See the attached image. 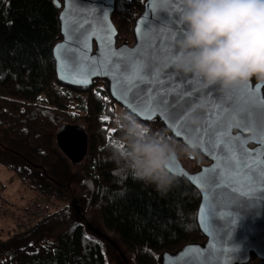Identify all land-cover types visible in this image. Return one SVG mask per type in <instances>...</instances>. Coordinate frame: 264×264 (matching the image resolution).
<instances>
[{"label": "trees", "instance_id": "16d2710c", "mask_svg": "<svg viewBox=\"0 0 264 264\" xmlns=\"http://www.w3.org/2000/svg\"><path fill=\"white\" fill-rule=\"evenodd\" d=\"M58 1L0 0V133L7 134L17 155L7 165L35 194L61 206L12 242L0 244V264H107V240L96 234L92 221L129 264H162L166 254L205 243L197 220L201 195L187 179L175 178L161 192L130 170L118 171L113 155L123 148L122 131L112 121L117 105L107 82L96 80L82 89L59 81L53 53L62 40ZM146 2L116 1L112 21L118 45L134 44L135 24ZM250 81L260 82L255 77ZM143 124L184 146L158 122ZM45 132L61 135L68 149L73 139L85 147L83 161L76 163L83 167L79 197L84 205L64 195L46 172L39 146ZM194 161L192 170L184 165L192 173L201 168L197 154ZM39 234L44 237L30 242Z\"/></svg>", "mask_w": 264, "mask_h": 264}, {"label": "water", "instance_id": "95a60500", "mask_svg": "<svg viewBox=\"0 0 264 264\" xmlns=\"http://www.w3.org/2000/svg\"><path fill=\"white\" fill-rule=\"evenodd\" d=\"M117 0H78L70 3L69 0L57 2L60 9V26L62 40L54 48V58L59 81L70 87L88 89L96 80L105 81L112 100L127 113L135 116L141 123L158 122L165 130L171 134L173 139L181 142L184 146L194 145L195 154L198 155L201 168L192 173L187 170L178 157H172L175 178H185L200 193L201 203L198 211V225L206 238L202 244H188L175 254L163 256L162 264H184L179 261L178 256L186 248H195L203 252L202 260L209 258L211 246L215 242L216 255L219 256L220 264H248L253 259L264 261V204H261V192L253 194L252 199L256 200L255 207H248L244 203L235 204V212L221 209L219 221H214V234L209 235L202 226V216L200 208L204 205V196L211 193L206 192L197 182L189 177L198 176L206 168L212 167L216 161L209 155V132L213 140L220 139L230 143L239 152L241 147L246 148L255 155L257 149L264 147L261 143V133L264 132V106L259 101L264 99V82L254 84L249 82L243 88L222 91L219 85L207 86L198 78L191 74H184L175 69V61L179 54L177 41L183 36L186 25L180 21L183 11L181 0H147L142 16L136 21L134 33L135 42L130 44L128 41L118 45V31L112 21L114 7ZM107 11V16L102 22H98L96 17ZM153 15L161 18L162 23L159 27L163 31L157 30L149 32L144 29L142 20L151 21ZM89 39L87 41L90 51L83 50L81 46L80 55L95 57L100 61L102 55L109 58V66L115 62L117 57L113 56V51L120 53L124 50V55H131L133 50L144 51L149 42H152L155 49H147L144 55L148 57L146 64L153 70L158 79L166 84L174 81L166 91L172 95L169 97L171 103L175 104V110L181 115V119L175 122L168 120L160 113H152L147 109L137 107V101L133 95L140 89L160 88L161 83L153 80L151 83L140 84L138 89L126 92L124 87L118 84L114 78V73L106 70L93 72L88 68V61H84V68L69 67L65 61L66 50L75 45L72 40L79 31L89 28ZM139 30V31H138ZM164 41L165 43H161ZM99 68V64L96 65ZM63 77V78H62ZM151 79V78H150ZM86 80L87 82H77ZM259 90L257 91V86ZM151 116V119L145 118ZM232 118L239 126L229 127L225 120ZM193 120L196 122L193 123ZM197 130V131H194ZM179 131V134L177 132ZM238 138V139H237ZM61 148L72 155L74 163L82 162L84 150L82 142L71 141V149L64 145L63 137L58 136ZM201 142L203 146H201ZM223 148V144L217 146V153ZM78 156V157H77ZM204 161L208 164L203 165ZM224 199L217 200V203H234L228 193H224ZM245 201L249 197L243 198ZM211 223V219L209 218ZM231 221H235L232 224ZM230 232V235H224ZM107 240L113 248L120 254L125 264H129L116 243L112 242L107 236L98 233ZM223 236V240H221ZM226 254L221 255L223 250ZM190 259V257H189ZM199 264V262H196ZM213 264L215 262L213 261Z\"/></svg>", "mask_w": 264, "mask_h": 264}, {"label": "clouds", "instance_id": "9594fccd", "mask_svg": "<svg viewBox=\"0 0 264 264\" xmlns=\"http://www.w3.org/2000/svg\"><path fill=\"white\" fill-rule=\"evenodd\" d=\"M180 21L186 25L177 41L175 69L222 91L247 85L252 77L264 82V0H181ZM196 121L193 120V123ZM229 127L239 125L230 117ZM123 148L113 159L119 170H130L135 179L166 192L174 183L172 157L195 154V146H177L134 115L116 119Z\"/></svg>", "mask_w": 264, "mask_h": 264}, {"label": "snow or ice", "instance_id": "6c2138e0", "mask_svg": "<svg viewBox=\"0 0 264 264\" xmlns=\"http://www.w3.org/2000/svg\"><path fill=\"white\" fill-rule=\"evenodd\" d=\"M69 2L76 3L78 0H69ZM106 16L107 11L105 10L96 19L98 22H102ZM158 22L162 23V20L156 15H153L151 21H141L144 29L149 32L163 31L159 27ZM89 30L90 27L84 28L79 31L78 35H75V39L72 40V44L75 47L66 50L65 61L67 66L83 69L84 61L87 60L88 68L93 72L106 70L114 73V78L118 84L124 87L126 92H132L133 89H138L140 84L151 83L155 80L157 83H161L162 86L160 88H146L137 91L133 95V99L138 102L136 106L142 110L147 109L152 113L158 112L162 117L173 122L181 119V115L175 110V104L169 100L172 94L166 91V88L171 87L174 81L170 80L166 84H163L158 79L156 73L148 68L146 64L148 57L144 55V51L155 49L156 46L152 42L148 43L144 51L139 49L133 50V53L127 56L123 54L124 50H121L120 53L113 51L112 55L116 56L117 59L109 66V58L103 55L100 61H97L95 57L80 55L81 46L83 50L90 51L87 43ZM161 43L165 42L161 41ZM97 64H99V68L96 67ZM77 82L86 83L87 81ZM258 90L259 85L257 86ZM259 104L264 106V99L260 100ZM145 118L151 119L152 117L146 116ZM104 119H107V117H104ZM177 134H179V131ZM261 143L264 145V132L261 133ZM208 144L207 151L216 163L212 167L204 169L201 175L189 177V179L197 182L201 188L212 194L211 197L207 194L204 196L205 203L200 208V214L204 230L209 235H213L214 225L216 224L214 221H219L221 209L235 212V204L239 203H244L248 207H255L256 200L252 199V197L257 191L261 192L260 201L261 204H264V147L257 149L255 155L243 147L237 152L232 144L220 139L213 140L211 132H209ZM219 144H223V148L217 153V146ZM201 146H203L202 142ZM224 193H228L231 201L234 203H217V200L225 198ZM244 197H249L250 199L245 201ZM209 218L211 219V223ZM231 223L235 224L236 222L231 221ZM224 235H230V232H225ZM221 240H223V236H221ZM226 252L227 250L225 249L220 254L223 255ZM203 255V252L199 249L186 248L177 259L184 262V264H196V262H199V264H213V261L215 264H220L219 256L216 255L215 242L211 246L209 258L202 260Z\"/></svg>", "mask_w": 264, "mask_h": 264}, {"label": "rangeland", "instance_id": "374dc122", "mask_svg": "<svg viewBox=\"0 0 264 264\" xmlns=\"http://www.w3.org/2000/svg\"><path fill=\"white\" fill-rule=\"evenodd\" d=\"M116 105V114H122L125 110L118 104ZM39 146L45 155L43 166L48 175L58 184L56 185L57 188L64 195L72 196L80 202V205H84V201L79 197V185L83 177L82 163L76 164L66 158L69 156L59 145L58 136L54 137L52 134L42 133ZM15 152L16 150L9 142L7 134L0 133V244L12 242V238L25 230L23 227L26 223L25 214L29 212L35 201L34 198L39 194H35L34 190L19 179L8 167L7 162L17 156ZM179 157L189 170L195 168L194 155H190L189 160L186 154L179 152ZM53 206L55 209L61 207L59 205ZM91 223L95 231L101 230L98 222L92 221ZM91 231L94 233L93 230ZM42 237H44L43 234L34 235L30 242H36ZM23 242L28 241L25 239ZM104 255L107 264H120L121 262L120 258L122 257L107 241L104 245Z\"/></svg>", "mask_w": 264, "mask_h": 264}, {"label": "built area", "instance_id": "2783aa9c", "mask_svg": "<svg viewBox=\"0 0 264 264\" xmlns=\"http://www.w3.org/2000/svg\"><path fill=\"white\" fill-rule=\"evenodd\" d=\"M121 114H116L114 116L113 122L116 124L117 117ZM117 126V124H116ZM187 155V154H186ZM190 160V155H187ZM179 157V152H178ZM180 159V157H179ZM181 160V159H180ZM182 164L184 165V162L181 160ZM188 169V168H187ZM35 201L32 204V207L29 209V212L25 214L26 223L24 224L25 230L29 229L30 226L35 225L37 222L42 220L45 216L49 215L55 207L53 206L52 202L41 197L36 196ZM33 201V200H32ZM248 264H264V261L257 258L250 261Z\"/></svg>", "mask_w": 264, "mask_h": 264}, {"label": "flooded vegetation", "instance_id": "af4514ba", "mask_svg": "<svg viewBox=\"0 0 264 264\" xmlns=\"http://www.w3.org/2000/svg\"><path fill=\"white\" fill-rule=\"evenodd\" d=\"M205 162V161H204ZM205 165V164H202V166Z\"/></svg>", "mask_w": 264, "mask_h": 264}]
</instances>
